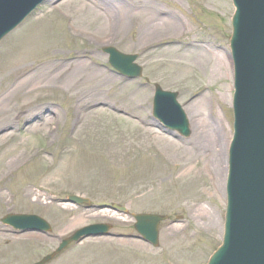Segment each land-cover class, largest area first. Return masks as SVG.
<instances>
[{
	"label": "rangeland",
	"instance_id": "374dc122",
	"mask_svg": "<svg viewBox=\"0 0 264 264\" xmlns=\"http://www.w3.org/2000/svg\"><path fill=\"white\" fill-rule=\"evenodd\" d=\"M101 1L45 0L0 42V93L15 82V73L4 75L12 62L14 66L27 56L30 69L39 64L50 68L34 80L38 87L35 92L18 97V104L22 100L28 103L15 111L13 123L0 128V138H5L0 142V168L4 160L18 154L26 158L0 183L7 198H0V218L8 212L33 213L45 218L52 228L49 237H21L0 223V264H29L51 253L59 239L75 229L100 222L110 223L114 236L85 239L50 264H206L221 243L226 197H210L211 177L206 173L186 178L195 180L193 184L176 178V163L188 156H183V149H175L181 145L175 138L183 142L196 138L194 125L189 118L188 137L163 132L150 118L151 103L153 84H158L177 92L179 104L190 117L192 104L208 96L213 113L221 119V133L230 144L231 0H112L115 7L187 24L177 34L156 38L147 45L138 25H129L121 32L115 25L98 21L97 29L95 21L74 14L76 9L97 10ZM188 41H205L224 53L230 65L228 76L217 80L191 59L180 58L179 49L161 50ZM104 46L138 53L142 77L126 81L113 72L101 51ZM82 61L90 65L88 74L96 76L94 83L82 88L83 95L94 97L83 101L66 80H52L61 68ZM223 91L227 101L221 100ZM87 112L91 113L83 121L80 115ZM194 165L197 169L192 174L201 170L202 162L197 160ZM24 187L39 194L40 200L22 198L20 190ZM71 194L89 198L93 205L118 203L129 213L166 216L159 226V247L126 237L135 233L133 220L127 216L60 203ZM196 196L201 198L197 204L215 211L221 221L217 228L208 230L203 218L189 213L187 205H194Z\"/></svg>",
	"mask_w": 264,
	"mask_h": 264
},
{
	"label": "water",
	"instance_id": "95a60500",
	"mask_svg": "<svg viewBox=\"0 0 264 264\" xmlns=\"http://www.w3.org/2000/svg\"><path fill=\"white\" fill-rule=\"evenodd\" d=\"M42 0H0V39L13 29ZM230 41L234 62V135L229 149L227 207L222 244L207 264H264V0H233ZM109 62L121 74L137 77L136 55H125L112 47L103 48ZM176 94L156 86L153 114L167 128L188 135L185 115ZM64 202L81 204L88 199L69 196ZM100 209L126 213L117 204ZM134 227L142 239L158 245L157 226L164 219L154 214H133ZM16 228L49 230L35 215L8 214L2 219ZM110 226L93 224L76 230L59 247L35 264H43L71 241L109 235Z\"/></svg>",
	"mask_w": 264,
	"mask_h": 264
},
{
	"label": "bare ground",
	"instance_id": "6f19581e",
	"mask_svg": "<svg viewBox=\"0 0 264 264\" xmlns=\"http://www.w3.org/2000/svg\"><path fill=\"white\" fill-rule=\"evenodd\" d=\"M110 3H112V0H102L100 3H97V10L93 11L91 8L90 10L76 9L74 14L76 17H80L84 20L90 22L95 21L99 24L97 29H100V23L103 24V22H105L107 26L115 25V27L121 32L127 29L129 25H138L141 28V32L144 34L143 37L146 39L144 41V45L155 41V39L159 37L163 39L166 36L175 35L181 31V28L183 29L184 27H187V24L181 20H179L178 23H176V21H172V18L157 20L153 19L149 12H133L131 10H125V8L121 6L115 7V4ZM156 12H158V10ZM176 49L180 50V58L191 59L195 62V64L202 67L204 72H207L210 77L216 78L217 80L226 78L230 72V65L227 61L226 55L219 52L210 43L188 41L177 47L168 46L164 47V49L161 48V50L165 51ZM27 59V56L23 57L14 66L12 62L9 70H7L9 65L6 66L4 75H10L12 73H15L16 75H14L15 82L9 85L5 91L0 93V128L8 125L9 123H13V115L15 111L18 108H21L22 105L25 106V104L28 103L27 101L22 100V103L18 104V97L35 92L38 87L36 85L37 82L34 83V80L41 77L42 74H46V72L50 70V68L46 69L45 67H42V64H39L37 68L30 69V66H27ZM89 69L90 65L84 61L69 63L67 66L54 73L52 80L53 82L66 80L65 83H67L71 89L74 90V88H76L77 94L82 95V97L79 95L81 101L85 99L88 100L94 96L90 94V97L83 95L82 88L84 86H90L89 84L94 83L93 80L96 78V76H93V73L88 74ZM18 72L20 73L18 74ZM98 85H95L94 90L97 91L99 89ZM223 89L225 90V88ZM221 100H228L225 91L221 94ZM192 108L194 111L192 113L189 111L190 117H188V119L190 118L191 123L194 125L193 136L196 138L192 137L188 141L184 142L180 139L177 140V142L181 145L175 146V149H183V156H188V158L180 160V162H177L178 164L176 163L178 166L176 178L185 179L183 181H186V183L193 184V181L195 180L192 181L186 178H189L191 175H193V177H198V174L199 176H203L202 173H206L211 177L209 181L210 197L218 195L217 197L221 199L223 194L227 197L229 141L228 138H226L225 133H221L223 127L221 119L216 112L213 113L208 96H202L201 100L200 98L196 100V102L192 104ZM89 113L91 112L81 114V119L85 121L87 116L90 115ZM30 114L31 113H28L24 117L27 118ZM33 128L37 129L36 125H34ZM4 139L5 138H0V142ZM161 139H163V137L160 138V141ZM188 148L190 149V154ZM197 160L202 162V166L200 167L201 170H198L196 174H192L197 169L194 165ZM25 162L26 158L23 154H18L11 159L4 160L0 168V183L6 180L16 168L20 167ZM20 192L22 198L25 200H29L30 198L33 201L40 200V195L28 187L22 188ZM3 197H5L3 199L5 201L7 199L6 195L0 188V198ZM199 199L201 198L196 196L195 200L197 201L194 202V205L192 204L193 202L187 205L189 213H191L193 217L203 218L208 230L217 228L221 223L220 219L217 217L212 208V210H208L202 205L197 204L200 203ZM174 233L176 236L178 231H175ZM222 234L223 232H221V235ZM22 236H39V234L34 232L21 235V237Z\"/></svg>",
	"mask_w": 264,
	"mask_h": 264
}]
</instances>
